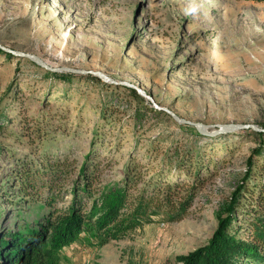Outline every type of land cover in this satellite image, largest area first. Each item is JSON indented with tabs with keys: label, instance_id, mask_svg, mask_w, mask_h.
Wrapping results in <instances>:
<instances>
[{
	"label": "rangeland",
	"instance_id": "rangeland-1",
	"mask_svg": "<svg viewBox=\"0 0 264 264\" xmlns=\"http://www.w3.org/2000/svg\"><path fill=\"white\" fill-rule=\"evenodd\" d=\"M0 44L53 67L134 83L192 121L264 127V1L0 0ZM153 107L94 74L53 71L1 52L0 236L41 221L49 195L56 208L69 206L83 166L93 179V196L83 198L87 208L100 203L102 191L122 185L126 166L139 162L144 179H184V195L194 174L175 167V149L200 157L203 180L189 208L176 218L153 215L119 239L82 232L62 248L59 264H183L180 255L212 237L216 213L251 159L241 205L256 203L264 187V139L260 144L256 131L208 136ZM55 162L63 167L56 176L49 168ZM22 179L33 182L38 199L21 198ZM144 179L130 191H151ZM242 210L236 226L244 225L245 236Z\"/></svg>",
	"mask_w": 264,
	"mask_h": 264
},
{
	"label": "trees",
	"instance_id": "trees-1",
	"mask_svg": "<svg viewBox=\"0 0 264 264\" xmlns=\"http://www.w3.org/2000/svg\"><path fill=\"white\" fill-rule=\"evenodd\" d=\"M1 52L9 54L0 48ZM124 88L137 100H145L135 89L127 86ZM152 110L166 113L154 107ZM255 133L262 144L264 132ZM259 151L260 147L254 153L257 154ZM172 156L175 158L173 161L175 167L181 174L185 176L194 174L191 183L193 186L185 190L184 195L181 193L183 187L187 185L184 179H168V175L157 177L150 175L148 179H144L138 171L141 165L139 162L126 166L121 179L122 185H114L107 191H102L100 203L94 200L91 207L87 208L83 198L93 196V179L88 172L90 168L83 166L79 182L71 188L73 200L69 206L56 208L54 197L49 195V198H44V204L46 207L49 206V209L41 221L34 225L26 222L24 228L18 227L9 238L0 236V258H4V263L7 264H59L62 248L77 239L82 232L97 236L105 242L122 238L142 223L151 221L153 215L164 213L172 218L179 217L193 204L197 187L202 184L203 177L197 176L200 157L198 158L195 153L175 149ZM249 162L250 167L247 168L243 180L236 185L231 198L216 213L218 225L212 237L204 245L186 255H180L179 259L183 264H264V187L257 191L255 197L251 193L256 202L254 205L251 202V205H241L243 191L247 189L246 180L252 173V159ZM185 163L188 165L185 166ZM49 168L55 176L63 172V167L57 162L49 163ZM27 174L25 178L28 177ZM142 178L143 186L151 185V191L142 187L132 193L130 185H137ZM22 180L24 182L20 187L21 198L38 199L35 194L37 187L33 182ZM50 190L52 191V185L49 192ZM9 200L13 202V198ZM240 209H243L242 217L248 218L245 236L239 233L244 225L236 226L237 210Z\"/></svg>",
	"mask_w": 264,
	"mask_h": 264
},
{
	"label": "water",
	"instance_id": "water-1",
	"mask_svg": "<svg viewBox=\"0 0 264 264\" xmlns=\"http://www.w3.org/2000/svg\"><path fill=\"white\" fill-rule=\"evenodd\" d=\"M0 48L5 52L15 53L17 55L27 57V58L35 61L37 64L41 65L42 67L49 69V70H53V71L61 70V71H68V72L80 73V74L91 73V74L96 75L98 78H100L104 81H107L110 84L124 85V86L130 87V88H133L142 97H144L147 101H150L151 103H153L155 108L158 107L159 110L165 111L173 119H175L177 122H179L181 124H186V125H190V126L195 127L198 130V132H200L201 134H205L208 136H217V135L231 133V132H235L237 130H243V129H253L254 131L264 132V127L258 126L257 124H251V123H228V124H221V125H218V124L207 125V124H204L202 122L192 121L190 119L181 117L180 115H178L177 113H175L173 110H171L169 108L159 106L155 102L154 98L149 93H147L144 89H142L141 87H139L136 84L131 83L129 81L115 80V79L109 77L107 74L100 72V71L85 70V69L71 68V67H65V66L53 67V66H50L49 64H47L43 59H41L39 56H37L33 53L16 51V50H13L9 47H6L2 44H0ZM209 127L213 128L212 131H208Z\"/></svg>",
	"mask_w": 264,
	"mask_h": 264
}]
</instances>
